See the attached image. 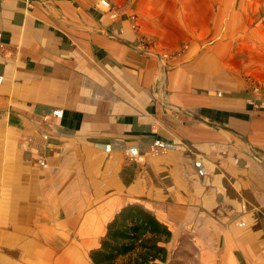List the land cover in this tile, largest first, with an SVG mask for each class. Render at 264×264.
<instances>
[{
  "label": "crops",
  "instance_id": "obj_1",
  "mask_svg": "<svg viewBox=\"0 0 264 264\" xmlns=\"http://www.w3.org/2000/svg\"><path fill=\"white\" fill-rule=\"evenodd\" d=\"M107 2L0 0V264H81L133 203L264 264V0Z\"/></svg>",
  "mask_w": 264,
  "mask_h": 264
},
{
  "label": "trees",
  "instance_id": "obj_2",
  "mask_svg": "<svg viewBox=\"0 0 264 264\" xmlns=\"http://www.w3.org/2000/svg\"><path fill=\"white\" fill-rule=\"evenodd\" d=\"M168 227L140 205L128 204L106 224L97 248L88 253L91 264H163Z\"/></svg>",
  "mask_w": 264,
  "mask_h": 264
},
{
  "label": "rangeland",
  "instance_id": "obj_3",
  "mask_svg": "<svg viewBox=\"0 0 264 264\" xmlns=\"http://www.w3.org/2000/svg\"><path fill=\"white\" fill-rule=\"evenodd\" d=\"M251 91L250 92L253 96H255V100L259 102V104H264V83L256 81L255 83H251ZM101 163V162H99ZM106 167L105 164H103L101 167L98 166V168ZM99 173V172H98ZM97 173V174H98ZM83 179L89 180L91 176L85 172H82ZM89 176V179L87 178ZM87 191V189H83V192ZM86 199V198H85ZM83 200V202L85 201ZM135 204V203H133ZM137 205V204H136ZM86 207V205H83V209ZM102 228L99 227V230H97V233L94 235H88V232L91 229V226L85 221L82 225V231L83 236L81 238L82 241V248L83 251L81 253V256L79 258V263L81 264H91L89 257H88V251L89 248H97V245H99L100 242V236L103 233V227L105 224V221L101 222ZM92 230V229H91ZM34 241L35 245L38 243V239L42 238H30ZM72 238H66V240H70ZM199 238L191 237V236H180L177 238L176 242L173 244L167 245V252L168 257L167 261L163 264H207L202 261V255L201 252L202 245H200ZM29 245V244H28ZM31 245V244H30ZM29 245V246H30ZM52 247V243L50 245V248ZM79 257V256H78Z\"/></svg>",
  "mask_w": 264,
  "mask_h": 264
},
{
  "label": "built area",
  "instance_id": "obj_4",
  "mask_svg": "<svg viewBox=\"0 0 264 264\" xmlns=\"http://www.w3.org/2000/svg\"><path fill=\"white\" fill-rule=\"evenodd\" d=\"M44 1H54V0H44ZM90 1H92L93 5L98 7V8H101V9H104L107 11L110 10V4H109V2H107V0H90ZM24 2H25L27 7L30 8L32 6V0H24ZM0 54L4 57H7L10 55L9 50L3 44H0ZM163 152H164L163 150H159L155 147H150L148 154L151 156H156V155H159Z\"/></svg>",
  "mask_w": 264,
  "mask_h": 264
}]
</instances>
